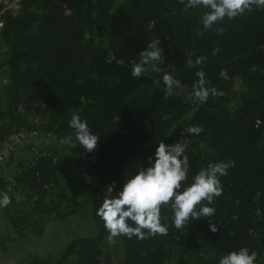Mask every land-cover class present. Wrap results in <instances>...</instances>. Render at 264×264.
I'll use <instances>...</instances> for the list:
<instances>
[{
  "label": "trees",
  "instance_id": "obj_1",
  "mask_svg": "<svg viewBox=\"0 0 264 264\" xmlns=\"http://www.w3.org/2000/svg\"><path fill=\"white\" fill-rule=\"evenodd\" d=\"M17 8L1 16L0 143L19 130L62 140L82 176L77 184L63 179V156L53 145L17 162L12 154L11 177L0 172V192L11 198L1 218L20 241L41 236L47 220L85 210L94 229L58 256H35L26 264H218L220 255L240 247L256 251V264H264V9L204 29L203 10L184 11L179 0H20ZM149 21L156 23L152 30ZM154 38L164 49L161 73L133 78L137 54ZM197 57L205 58L201 65L185 67ZM199 69L222 96L210 95L203 104L192 97ZM163 72L180 80L167 97ZM73 113L98 135L90 153L68 142ZM189 125L202 132L183 133ZM184 139L189 182L209 162L234 161L220 177L214 217L181 230L169 227L165 236H118L117 247L109 249L95 215L106 187L115 182L118 191L128 176L148 167L159 142ZM166 216L162 206V223Z\"/></svg>",
  "mask_w": 264,
  "mask_h": 264
},
{
  "label": "clouds",
  "instance_id": "obj_2",
  "mask_svg": "<svg viewBox=\"0 0 264 264\" xmlns=\"http://www.w3.org/2000/svg\"><path fill=\"white\" fill-rule=\"evenodd\" d=\"M184 11L202 9L200 20L204 29H212L214 25L225 20L252 11L264 9V0H179ZM155 21H149L147 30L154 29ZM222 33V28L215 29ZM160 38L150 40L146 47L137 54L130 75L141 78L149 73H161L160 65L164 63ZM220 49H213L216 55ZM204 57L195 60L189 58L185 67L195 68L204 62ZM197 78L193 84L192 97L203 104L209 96H222L223 91L210 87L206 83V74L202 69L195 71ZM222 79H228L227 71L219 72ZM160 80L164 85V96L172 94L173 88L180 86V80L171 72H163ZM72 130L68 142L74 147L80 146L85 153L92 152L97 144L98 135L94 134L87 120L73 113L68 121ZM202 128L189 125L183 128V133L198 136ZM188 140L165 144L159 142L152 156L148 157L149 166L141 168L128 176L121 189L114 192L115 182L106 187L102 203L96 208L95 215L103 222L109 243H114L118 236L131 239H145L149 236H165L169 227L181 230L192 221L199 218H213L216 209L212 207L216 197L222 194L220 177L227 176L228 169L234 166V161L209 162L192 175L189 182V158L186 154ZM11 203L7 192H0V209ZM166 207L170 216L161 222V208ZM235 218V217H234ZM208 229L215 233L217 224L211 219ZM147 230V231H145ZM257 253L247 247L229 251L219 256L218 264H256Z\"/></svg>",
  "mask_w": 264,
  "mask_h": 264
},
{
  "label": "rangeland",
  "instance_id": "obj_3",
  "mask_svg": "<svg viewBox=\"0 0 264 264\" xmlns=\"http://www.w3.org/2000/svg\"><path fill=\"white\" fill-rule=\"evenodd\" d=\"M38 139H28L16 147L13 154L16 157L15 162L30 156L38 149H45L47 145H53V148L63 156V179L72 184L80 182L82 173L79 160L70 153L62 140L52 136H42L40 142ZM6 147L2 146L1 149L4 150ZM15 162L10 163L9 158H7L4 163H0V172L7 177H11ZM93 232L89 211L85 210L78 215L68 217L64 221L47 220L44 223V231L41 236H31L27 241H20L11 232L0 215V240H3L0 245V264H26L28 260L35 256H58L73 238L89 236ZM116 247V242H108L109 249H115ZM3 248L5 249L3 250Z\"/></svg>",
  "mask_w": 264,
  "mask_h": 264
},
{
  "label": "built area",
  "instance_id": "obj_4",
  "mask_svg": "<svg viewBox=\"0 0 264 264\" xmlns=\"http://www.w3.org/2000/svg\"><path fill=\"white\" fill-rule=\"evenodd\" d=\"M20 0H0V27L3 25V20L1 18L2 14L6 10H11L13 12H17V7ZM1 83H6V79L2 78ZM42 135H40L36 131H23L19 130L12 133L8 136L3 142L0 143V163H4L7 158H10L12 154H14L16 147L24 143L28 139L36 140L40 142ZM2 146H7L4 150L1 149Z\"/></svg>",
  "mask_w": 264,
  "mask_h": 264
}]
</instances>
